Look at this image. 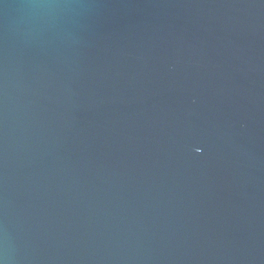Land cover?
Listing matches in <instances>:
<instances>
[{"label": "water", "instance_id": "95a60500", "mask_svg": "<svg viewBox=\"0 0 264 264\" xmlns=\"http://www.w3.org/2000/svg\"><path fill=\"white\" fill-rule=\"evenodd\" d=\"M0 264H264V0H0Z\"/></svg>", "mask_w": 264, "mask_h": 264}]
</instances>
